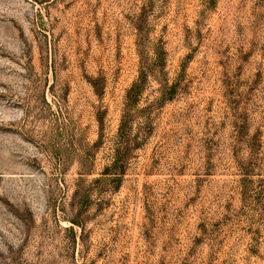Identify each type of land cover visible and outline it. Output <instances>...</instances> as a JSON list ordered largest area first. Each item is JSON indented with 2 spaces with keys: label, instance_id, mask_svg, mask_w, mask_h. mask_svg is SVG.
<instances>
[{
  "label": "rangeland",
  "instance_id": "rangeland-1",
  "mask_svg": "<svg viewBox=\"0 0 264 264\" xmlns=\"http://www.w3.org/2000/svg\"><path fill=\"white\" fill-rule=\"evenodd\" d=\"M0 264H264V0H0Z\"/></svg>",
  "mask_w": 264,
  "mask_h": 264
},
{
  "label": "trees",
  "instance_id": "trees-1",
  "mask_svg": "<svg viewBox=\"0 0 264 264\" xmlns=\"http://www.w3.org/2000/svg\"><path fill=\"white\" fill-rule=\"evenodd\" d=\"M139 89H140V87H139V84H138V82L137 83H135L134 85H133V87L131 88V94L133 93V95H136L137 94V92L139 91ZM127 149H128V147H127Z\"/></svg>",
  "mask_w": 264,
  "mask_h": 264
}]
</instances>
